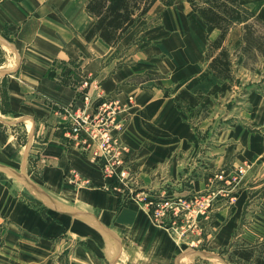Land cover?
Listing matches in <instances>:
<instances>
[{"label":"crops","instance_id":"1","mask_svg":"<svg viewBox=\"0 0 264 264\" xmlns=\"http://www.w3.org/2000/svg\"><path fill=\"white\" fill-rule=\"evenodd\" d=\"M87 2L0 0V80L9 105L0 111V264H188L146 210L119 208L118 197L101 189V168L72 141L68 110L81 102L86 81L108 99H133L118 135L126 149L119 169L162 198L211 192L200 245L228 247L248 199L264 198V52L255 46L264 51V0H239L258 28L251 27L250 67L243 23L210 51L219 31L208 34L184 1L179 8L156 2L110 46L84 39L93 24ZM159 5L161 25L141 32L138 45L133 30ZM176 23L184 31H173ZM221 51L227 77L209 68ZM67 62L77 65V84ZM18 122L19 139L8 132ZM71 172L77 185L66 183ZM219 173L225 181L215 180ZM17 180L27 189L10 184Z\"/></svg>","mask_w":264,"mask_h":264},{"label":"rangeland","instance_id":"2","mask_svg":"<svg viewBox=\"0 0 264 264\" xmlns=\"http://www.w3.org/2000/svg\"><path fill=\"white\" fill-rule=\"evenodd\" d=\"M179 1H176L175 8H179L183 6V4H179ZM159 9L158 12L154 14H149L144 20H140L137 27L133 30L139 31L138 32V45H141L142 43V37L143 31L145 29L149 28L150 26L159 27L162 23V10L164 9L159 5L157 6ZM155 7V9L157 8ZM154 10V9H153ZM249 24L252 27L253 30H257L258 28L254 26L253 23L255 21L251 20L250 22V16L248 18ZM143 23H145L143 25ZM178 26V27H177ZM260 27V26H259ZM173 31H181L182 28L180 27V24L176 23L174 26H172ZM258 30L264 32V28L260 27ZM129 32L124 39L123 42L127 41L129 37L132 35ZM141 38V39H140ZM145 41V39H144ZM258 41V40H257ZM261 41V40H260ZM258 41V42H260ZM143 46V45H142ZM253 46V45H252ZM258 48L261 47L259 45H255ZM246 52L247 57V64L250 67V63H254V57L250 56V47H246L244 49ZM125 59V57L122 59V61ZM121 61V62H122ZM67 64L68 67L72 68L73 72V83L81 81V78L77 75V70L75 66V62H67L64 63ZM63 63H58V68L63 67ZM86 81V79H84ZM88 83V81H86ZM84 86L82 91V99L81 102H79L78 105L70 108L68 111L71 115L70 123L74 124V120L76 115H79L85 120V123L82 124L83 127L79 129L77 133H72L73 131L70 129L69 133L71 136L72 141L77 145L78 148H80L83 152H88L91 156V159L94 163L97 164V161L95 160V155L99 153V146L101 145L102 141H104V138H102L103 135H108L109 137H112L114 139V148L109 149L106 144V148L108 151V154L111 155V157H115L120 163L115 168V171L117 172H126V176L124 180H121L120 182L112 183L111 179L108 181H104V185L101 186V189L104 191H107L111 194H114L116 197H118V207L123 208L125 206H131L136 207L138 209H144L149 214L150 219L155 225H159L156 223L152 212L154 209V206H158L161 202L164 201H171L173 203H180L187 208L185 209V217L183 218L184 221L182 223L175 224L176 227H184V230L187 231L185 235L182 237H178L176 234H179V231L171 232L166 229V226L163 227L167 230L170 237L173 239V242L181 249L176 254V259L181 258V261H184L188 264H231L229 262L230 252L233 248H231V245L238 246L243 244L248 245H259L264 241V198H257L252 199L250 198L247 201V204H245V210L244 214L240 223V227L237 231L233 234V242L224 249H211L208 247V243L206 245L201 246L200 241L203 239V228L205 223L209 221L213 214V207H214V196H211V192H205L200 193L198 195H192L188 198L186 197H179L176 199H167L162 198L160 196H155L151 188H143L138 184V180L134 175L129 173L124 167L119 169V167L124 164V152L126 151L125 148L120 146V142L118 141V135L122 132V130L125 128V125L128 120L129 112L131 108L133 107V99L129 98L126 102H121L118 99H108L105 96H102V92L99 91L97 87H95V83L93 84V87L91 90L89 89V86ZM100 96V97H99ZM8 96H7V90L5 87V80H0V111L1 112H7L8 111ZM67 114V113H66ZM15 118V117H14ZM12 121V120H10ZM6 123V120L5 122ZM16 123L15 126L11 127V130H9L10 135H15L17 139L21 138V130L20 127H22L23 124ZM29 122L27 123V125ZM72 125V124H71ZM29 126V125H28ZM3 128L6 130V124H3V126H0V129ZM27 129V127H26ZM37 145V144H35ZM112 146V144H110ZM120 151V152H119ZM32 155L35 156V153L32 152ZM99 167L100 165L97 164ZM102 177H103V170L102 167ZM220 174V173H219ZM222 174V173H221ZM239 174H242L239 172ZM76 174L74 175L73 172L70 173V176L66 180V183L69 185H77L76 183H79L80 179L77 180L75 178ZM223 176V174H222ZM225 176H223V180L225 181ZM119 181V180H117ZM219 181V180H216ZM10 184H14L15 186L19 187L20 190L24 191L26 186L22 184L20 181L12 182ZM81 185V184H80ZM77 187V186H74ZM92 188H95L92 187ZM16 192V190H15ZM35 195H38L35 191H32ZM199 198L206 199V211L197 213L199 207L191 203L192 201H198ZM231 201H234L232 199ZM33 203V202H32ZM37 203V202H36ZM33 207L39 208L40 204L37 203L35 205H32ZM58 217L63 218L61 215H58ZM195 219V220H194ZM194 220V221H193ZM206 221V222H205ZM205 222V223H204ZM6 221L4 220V224ZM167 225L171 224V221L166 222ZM195 224L196 228H191V224ZM190 226V227H189ZM205 241V240H204ZM254 246V245H253ZM3 249H8L6 247H3ZM10 250V249H8ZM208 250H212L213 253H197V251H205L208 252ZM135 255L133 254V257ZM237 260L233 262V264H240L236 263ZM55 262L52 261L50 264H54Z\"/></svg>","mask_w":264,"mask_h":264},{"label":"trees","instance_id":"3","mask_svg":"<svg viewBox=\"0 0 264 264\" xmlns=\"http://www.w3.org/2000/svg\"><path fill=\"white\" fill-rule=\"evenodd\" d=\"M176 1L189 4L206 26L208 34L215 30L220 32L210 43V51L220 48L229 29L238 23L244 24V48L249 47L251 26L246 22L251 14L239 4V0H88L85 10L92 17L93 24L87 30L84 39L86 41L100 39L114 46L156 2L169 7ZM228 67L229 62L224 51L209 64V68L220 77H227ZM231 248H233L229 257L231 264L235 260L240 264H264V241L254 246L231 245Z\"/></svg>","mask_w":264,"mask_h":264},{"label":"built area","instance_id":"4","mask_svg":"<svg viewBox=\"0 0 264 264\" xmlns=\"http://www.w3.org/2000/svg\"><path fill=\"white\" fill-rule=\"evenodd\" d=\"M85 123V120L80 117L79 115H76L75 119H74V124L72 123V133H77L79 131V129L81 127H83L82 124ZM102 138H104V141H102L101 145L99 146V153L98 154H94L95 155V160L97 161V164L100 165V167H102L103 170V178L105 181H108L109 179H111L112 183L115 182H120L121 180H124L125 176H126V172H124L122 170V172H116L115 168L120 165L121 162H119L117 160V156L116 155L114 158L111 157L110 154H108L107 148L105 147L107 144V147L109 149H113L114 148V139L112 137H109L108 135H103ZM112 144V146L110 145ZM120 152V151H119ZM75 175V173H73ZM75 178L77 180H79L80 178L77 176H75ZM119 180V181H117ZM215 180H223V176L222 174H218L215 175ZM206 199L203 198H199L198 201H192L191 203L196 204L199 209L197 211V213L199 212H204L206 211ZM187 208V206L180 204V203H173L171 201H164L161 202L158 206H154L152 215L156 221V223H158L160 226L165 227L168 231H171L172 233L176 231H179V234H176L178 237H182L183 235H185V233H187L186 230H184V227H176L175 228V224L178 223H182L183 218L185 217V209ZM171 221V224L167 225V221ZM195 220V219H194ZM193 220V221H194ZM191 228H196L195 224H191L190 225ZM189 226V227H190Z\"/></svg>","mask_w":264,"mask_h":264},{"label":"bare ground","instance_id":"5","mask_svg":"<svg viewBox=\"0 0 264 264\" xmlns=\"http://www.w3.org/2000/svg\"><path fill=\"white\" fill-rule=\"evenodd\" d=\"M186 23V22H185ZM178 27V26H177ZM186 28V27H185ZM182 31H184V30H181V31H178V30H176V32H182ZM186 31V30H185ZM181 34V33H180ZM175 35H176V33H175ZM179 37V36H178ZM181 37V36H180ZM183 38V37H182Z\"/></svg>","mask_w":264,"mask_h":264}]
</instances>
